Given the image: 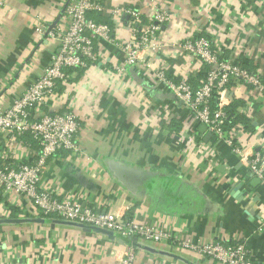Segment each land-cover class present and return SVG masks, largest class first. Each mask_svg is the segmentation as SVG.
Instances as JSON below:
<instances>
[{
    "label": "crops",
    "instance_id": "0c3cea01",
    "mask_svg": "<svg viewBox=\"0 0 264 264\" xmlns=\"http://www.w3.org/2000/svg\"><path fill=\"white\" fill-rule=\"evenodd\" d=\"M64 1L0 0L1 105L8 107L21 96L49 64L57 44L35 29L59 25ZM102 4L100 23L106 24L114 7L135 8L144 14L145 25L154 9L149 0ZM161 8L171 17L157 32L161 47L139 54L133 78L116 75L112 67L122 56L112 45H103L102 70L72 72L66 83H59L60 100L43 110L69 109L79 116L82 155L49 158L40 185L60 200L169 231L174 241L122 239L56 218L45 221L32 215L24 197L0 194V264H118L129 252L135 264H215L182 251L177 242L185 239L194 244L244 243L253 260L264 264L263 185L227 146L216 143L206 128L200 131L191 111L157 86L154 73L143 65L159 64L172 82L197 79L202 68L196 59L176 49L178 42L194 36L210 40L220 59L238 62L264 85V0H164ZM113 35L124 38L120 29ZM198 79L191 83L194 89L202 82ZM239 96L236 111L246 122L237 124L244 131L242 140L252 145L256 138L264 139V93L247 86ZM195 143L204 144L214 161L197 153ZM0 149L27 162L38 152L29 137L7 134L0 135ZM251 152L264 159V148L253 146ZM129 173L136 178L127 181ZM238 182L239 191L246 193L240 200L230 194Z\"/></svg>",
    "mask_w": 264,
    "mask_h": 264
},
{
    "label": "built area",
    "instance_id": "2783aa9c",
    "mask_svg": "<svg viewBox=\"0 0 264 264\" xmlns=\"http://www.w3.org/2000/svg\"><path fill=\"white\" fill-rule=\"evenodd\" d=\"M102 1L65 0L59 25L52 29L40 25L35 29L37 35L46 36L58 48L38 80L21 96L13 99L8 107L0 104V135H11L13 139L29 137L38 152L34 161L27 162L11 159L0 149V194L24 197L33 209V216H53L60 221L105 230L122 239L173 242V235L169 231L146 226L133 219H123L112 211H96L72 199L60 200L40 185L49 158L60 153H68L72 157L82 155L79 116L69 109L58 112L43 110L50 107L51 101L60 100L58 85L67 82L66 71L81 70L83 74H88L90 68L101 69L104 64L100 50L103 45H112L122 56L121 63L112 67L113 71L121 79L127 74L133 78L136 69H139V54L146 49L156 52L161 47L157 32L160 26L171 20L170 14L161 8L164 0H149L154 9L146 25L143 23L144 14L130 6L114 7L109 24L99 23L89 14L102 13ZM118 29L123 31L124 38L114 37L113 32ZM176 49L187 54V57L195 58L201 68H207L200 86L194 89L184 77L177 83L170 81L164 67L157 63L153 67L150 62H143L146 71L154 73L156 85L165 88L186 106L195 122L205 126L216 143L227 146L238 162L248 169L250 176L258 179L264 187V159L259 152H251L253 146L264 148V139L256 138L252 145L246 144L242 140V125L237 124L230 129L225 127L228 119L225 109L240 100L239 90L249 86L254 93L263 94L262 80L235 61L220 59L211 41L206 38L190 36L178 42ZM193 145L197 153L214 161L215 155L211 156L204 144ZM177 245L182 251L207 258L215 264H260L253 260L244 243L194 244L185 239L177 242ZM118 264H135V257L129 252Z\"/></svg>",
    "mask_w": 264,
    "mask_h": 264
},
{
    "label": "trees",
    "instance_id": "16d2710c",
    "mask_svg": "<svg viewBox=\"0 0 264 264\" xmlns=\"http://www.w3.org/2000/svg\"><path fill=\"white\" fill-rule=\"evenodd\" d=\"M102 15V16H101ZM89 16H90V18L91 19H93V20H95L96 22H103L102 20H103V18H104V15L102 14V13H99V14H89ZM238 65H239V63L238 62H236ZM240 66V65H239ZM241 68H243V67H241ZM244 69V68H243ZM206 71H207V68L206 67H203L202 68V70L198 73V75H197V79L198 80H204L205 79V76H206ZM74 73V72H76V73H78L79 75L81 74V73H83V71H78V70H76V71H74V70H72V69H68L67 71H66V75H70L71 73ZM68 77V76H67ZM197 79H189L188 80V84H190L191 85V83H193L194 81H197ZM242 102L240 101V100H237V101H234L233 103H231L225 110H226V113H227V115H228V119H227V123H226V125H225V127L227 128V129H230L233 125H235V124H237V123H245L246 121H245V119H244V116L243 115H241V114H239V113H237V111H236V108H237V106H240V104H241ZM43 220H45V221H50V220H52V219H54L55 217H53V216H40Z\"/></svg>",
    "mask_w": 264,
    "mask_h": 264
},
{
    "label": "water",
    "instance_id": "95a60500",
    "mask_svg": "<svg viewBox=\"0 0 264 264\" xmlns=\"http://www.w3.org/2000/svg\"><path fill=\"white\" fill-rule=\"evenodd\" d=\"M206 127L201 125L200 127V131H203ZM210 135V134H209ZM125 178L126 180L128 181L129 179H132L134 180L136 177L134 175H131L130 173L129 174H126L125 175ZM240 183H236L234 185V187L231 189L230 191V194L233 195L237 200H240L243 196L246 195L245 192H240ZM240 198V199H239ZM60 223L62 224H66V225H70V226H75V227H78V228H81L83 231H88V232H91V231H95V232H100V233H110L108 231H105V230H101V229H98V228H94V227H88V226H85V225H82V224H76V223H72V222H65V221H61Z\"/></svg>",
    "mask_w": 264,
    "mask_h": 264
}]
</instances>
